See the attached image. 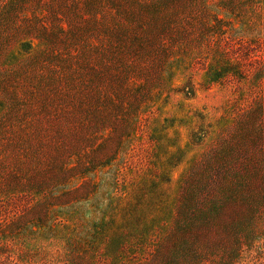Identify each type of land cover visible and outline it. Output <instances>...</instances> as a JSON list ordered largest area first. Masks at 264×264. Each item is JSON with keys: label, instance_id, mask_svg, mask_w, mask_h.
Instances as JSON below:
<instances>
[{"label": "rangeland", "instance_id": "rangeland-1", "mask_svg": "<svg viewBox=\"0 0 264 264\" xmlns=\"http://www.w3.org/2000/svg\"><path fill=\"white\" fill-rule=\"evenodd\" d=\"M0 264H264V0H0Z\"/></svg>", "mask_w": 264, "mask_h": 264}]
</instances>
